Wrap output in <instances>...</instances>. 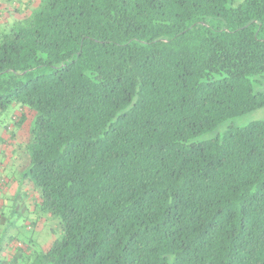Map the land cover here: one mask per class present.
Listing matches in <instances>:
<instances>
[{"label":"trees","instance_id":"trees-1","mask_svg":"<svg viewBox=\"0 0 264 264\" xmlns=\"http://www.w3.org/2000/svg\"><path fill=\"white\" fill-rule=\"evenodd\" d=\"M262 73L264 0H40L0 25V112L13 137L32 118L23 174L60 225L34 264H264V120L196 140L264 106Z\"/></svg>","mask_w":264,"mask_h":264},{"label":"rangeland","instance_id":"rangeland-1","mask_svg":"<svg viewBox=\"0 0 264 264\" xmlns=\"http://www.w3.org/2000/svg\"><path fill=\"white\" fill-rule=\"evenodd\" d=\"M9 1H12V3H10V6L13 7L12 9L7 4ZM16 1L17 0H0V25L6 26V23L12 21V19H20L29 15L34 8L36 9L39 0H36L35 5H32L29 8L19 5ZM15 7L18 8V11L16 12L13 10ZM9 13L12 16L11 18ZM251 79L254 90L264 93V73L254 75ZM14 107V105L10 106L9 109L0 112V128L2 123L5 125L4 128H6L7 125L13 124L12 121H10V118L14 119V116L20 118L19 116L22 110L19 106ZM26 111L29 117V112L28 110ZM260 120H264V106L229 118L219 124L215 129L197 137L196 140L214 138L222 135L229 129L244 126L253 121ZM31 121L32 118L30 117V120H27L22 128H16L17 135L15 139L12 140V142H16L10 143L11 147L8 145V150H11L16 146L15 151L18 153V161L10 162V160L6 159V156H0V161L6 160V162H4V167L7 169L6 173H9L8 169L11 172L14 171L17 173L15 177L18 178V180H20V174L22 171L24 172V168L26 167V156L24 155L23 147H19V141H21L22 143H20L24 146L28 137L29 122L31 123ZM0 132H2L1 129ZM5 135L8 137L7 140L10 141V133L5 131ZM27 181L28 183L30 182L23 174L22 182L25 183ZM0 202V205L2 206V200H0ZM32 202L33 206H31ZM38 202V198L22 193L21 195L12 197L10 201L8 200L5 202V206H0V264H34L42 251L47 249L58 237L60 232L58 219L55 218L52 213L42 210ZM33 221L34 224H32ZM20 247H23L24 250H26H23L22 254L16 261L15 254ZM27 248L30 250H27Z\"/></svg>","mask_w":264,"mask_h":264},{"label":"crops","instance_id":"crops-1","mask_svg":"<svg viewBox=\"0 0 264 264\" xmlns=\"http://www.w3.org/2000/svg\"><path fill=\"white\" fill-rule=\"evenodd\" d=\"M16 2L19 5H23L24 7L29 8L32 5H35L36 0H17ZM39 2H40V0L38 1V4H39ZM10 3H12V1H9L7 4L12 9L13 7L10 6ZM15 6H16V3H15ZM13 10H15V12H16V11H18V8L15 7V9H13ZM9 15H10V13H9ZM11 17L12 16L10 15V18ZM8 20H10V19H8ZM4 126H5L4 123H2L1 124V128H0L1 131H2V132H0V141H1V144H0V156H6V159L10 160V162L11 161H18V159H17L18 153L15 151L16 150V146L13 147V145H12L13 148L11 150H8L9 149L8 145H10V143L16 142V141L12 142V140H14L16 136L13 137V132L10 133L8 131V128L7 127L4 128ZM5 131L10 133V135H9V137L11 138L10 141L7 140L8 137L5 135ZM20 142L21 141H19V145H20L19 147H23V144H21L22 142L21 143ZM10 147H11V145H10ZM4 162H6V160L0 161V166H1V169H0L1 170L0 171V200H2L3 205L5 206V202H7L8 200L10 201V199L12 197H16L17 195H21L22 193H26V194L34 196V198H38V194L34 190V188L32 186V183L31 182L28 183V181L25 182V183L22 182V177H23V173L24 172L22 171V173L20 174V180H18V178L15 177V175L17 173H15L14 171L11 172L8 169V172L10 174L6 173L7 169H5V167H4ZM31 206H33V202L31 204ZM32 224H34V221L32 222Z\"/></svg>","mask_w":264,"mask_h":264},{"label":"built area","instance_id":"built-area-1","mask_svg":"<svg viewBox=\"0 0 264 264\" xmlns=\"http://www.w3.org/2000/svg\"><path fill=\"white\" fill-rule=\"evenodd\" d=\"M1 203V202H0ZM1 206V205H0Z\"/></svg>","mask_w":264,"mask_h":264}]
</instances>
